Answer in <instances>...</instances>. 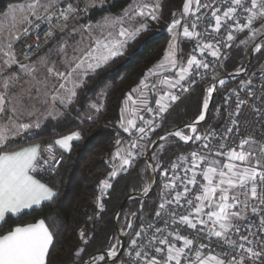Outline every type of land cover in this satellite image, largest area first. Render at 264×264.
Masks as SVG:
<instances>
[{
  "label": "snow or ice",
  "instance_id": "1",
  "mask_svg": "<svg viewBox=\"0 0 264 264\" xmlns=\"http://www.w3.org/2000/svg\"><path fill=\"white\" fill-rule=\"evenodd\" d=\"M94 6L95 0L86 3L82 10L78 3H73V0H27L22 6L13 7L0 17V224L7 223L10 216L15 217L25 210L40 208L43 202H55L59 193L37 179L35 173L45 170L55 172L63 157H57L54 146H58L63 151H71L73 141H79L82 137L80 131H73L46 146L35 144L15 151L5 150L10 147L13 138L33 136L35 130L41 128L45 119L62 116L63 113L56 105L67 108L74 103L78 89L85 86L88 77L95 75L97 70L108 65L114 58L123 55L129 42L149 29L146 22L148 17L153 21L159 19V0H155L153 4L138 0L137 3L129 5L121 15L104 17L103 24L81 25L80 28L88 31L90 42L85 43L84 37L81 36L79 44L83 46L74 48L73 51L76 54L72 56L68 55V43L64 40L57 47L49 48L35 61H31L30 56L33 50L40 49L42 42L25 45L30 51L20 54L23 60L17 59L15 45L26 38L30 32L35 31L39 41V31L43 30L41 25L44 24L47 26V31H44L45 42L52 40L56 37V29L63 31L68 28V21L78 19L81 11L86 13L90 7ZM208 7L209 5L202 4L201 0H184L181 19H176L173 13L174 18L168 25L167 30L172 35V39L165 49L163 58L149 68L139 84L126 95V106L121 109L120 127L129 133L135 130L139 133V137L132 140L127 148L120 147L122 143L120 139L115 141L117 147L111 156L113 170L109 173L110 178L115 177L118 171L125 170V166H131L136 157L143 155V146L139 141L143 140L149 131H153L154 126H157L154 119L145 120L139 116L141 109L154 113L155 116H161L170 107V102L179 99L174 91L176 88L179 87L186 92L189 89L184 85L187 83L190 86L195 83L191 80V76L196 75L203 79L211 74L215 83L207 88L203 101V109H208L209 98L215 91V84L223 85L225 80L218 79L215 75V63L203 58L206 52L212 58L219 59L221 44L231 46L236 39L234 33H243L245 30L248 31V35L240 43L245 47L254 44L253 50L256 52L264 50V0H230V6L223 11L222 15L219 14L220 9H213L211 15L215 25L210 27L214 32L219 33L222 26L226 25L228 33L223 40L215 42L205 40L203 34L196 31L202 18L196 13L200 12L201 8ZM238 9L241 14H246L244 23L240 22L237 15ZM189 14L195 16V20L192 21L191 27L184 24L181 33L178 31L181 20ZM138 18L145 22L137 24ZM61 20L64 22L62 25ZM96 28L100 30L99 35L92 34ZM77 31L79 29L73 27L68 34L71 35L72 32ZM257 37L261 38L262 43H254ZM192 39L196 40L193 50H198L202 58L198 59L196 55H191L185 65L183 60L177 59L179 43L182 40L191 41ZM53 55L60 59L53 60ZM168 69H178V71L174 76L169 77L164 74ZM201 69L205 71L201 72ZM160 76L163 78L158 81V85L166 86L165 89L147 83L150 79ZM251 83L249 79L242 83V86L248 88ZM149 88L158 94L155 109L148 106V97L143 91ZM161 91L163 94L159 95ZM138 92L140 93L138 99L133 101V95ZM248 94L254 95L250 88ZM103 95L104 93L101 92L98 98L102 99ZM233 95L237 96L236 115H239L240 107L245 101L239 99L238 92H233ZM41 107L44 108L43 113H41ZM88 107L89 111L99 113L103 104L94 102ZM253 109L264 121V112L256 109L254 105ZM34 116L36 118L31 119ZM230 116H232L231 113ZM26 117L29 118V122H24ZM87 119L92 120L93 116L88 115ZM137 119L141 120L144 126L137 127ZM204 119L205 113L202 111L197 117V123ZM231 123L239 132L237 119L233 118ZM186 127L191 133H197L196 123ZM231 132L233 127L227 129V133ZM227 133L224 134V139L227 138ZM259 135L264 136V132ZM171 136L185 142L193 139L207 141L209 137L215 138L217 133L212 130L204 135L192 136L176 130L160 139L166 140ZM203 147L208 148V144L205 143ZM219 147L224 149L225 144L220 143ZM162 148L163 145H161ZM239 148V151L233 148L227 152H217V155H223L230 161L223 164L216 159L209 160L208 156L194 151L190 154L192 167L188 168L186 166L188 157H178V161L185 164V176L181 178L173 175L164 188L175 190V181L186 180L184 190L177 191L171 200L166 198V194H162L156 218L168 216L170 220L164 221L163 229L155 228L145 243L138 242L136 237H141V231L136 232V237L132 238L125 251V255L131 258L130 264H264V238L260 235L264 233V142L248 136L240 141ZM134 149L138 151H133ZM152 158L155 159V154ZM201 163L207 165L202 171L203 180L207 183L200 185V193L189 199L192 190L187 185H199L196 169ZM179 166V163H176L172 164L171 168L175 172ZM156 167L159 165L157 164ZM188 172H191L190 177L187 175ZM99 187L103 194L111 185L108 179H105L101 181ZM147 191L146 187L145 192ZM241 195L243 199L240 198ZM182 199L187 204V214L177 216L175 211H168L172 204L179 206ZM253 200L258 203H251ZM99 206L103 207V205ZM249 209L251 215L259 218L258 224L249 220ZM49 219L55 223L54 218ZM246 220L248 223L245 227L248 229V235H239L241 222ZM170 224L179 227L175 231H169L163 238L157 235L167 231ZM140 227L147 235V229L153 228L154 225L142 222ZM184 227L193 230L195 235L191 238L181 235L180 229ZM128 228H133L130 221ZM253 228H258L259 232L253 231ZM233 233L239 235V240L232 239ZM79 235L83 241L84 231L81 230ZM170 236L174 237L175 241H182V245L177 246L175 242H170L168 239ZM201 236L206 237L209 242L216 238L229 250L219 254H213L209 250V254L204 255L209 245L199 243ZM249 236L255 239H249ZM156 243L164 247H156ZM53 246L54 232L50 230L45 219L35 223L16 224L11 227V230L0 234V264H48L50 249ZM118 246L117 240V243L112 244L107 251V256H116ZM146 249H152L162 258L152 255ZM83 251V248L76 251L77 258ZM104 260L105 255H99L90 258L84 264H97V261ZM75 264H79L78 259Z\"/></svg>",
  "mask_w": 264,
  "mask_h": 264
},
{
  "label": "trees",
  "instance_id": "2",
  "mask_svg": "<svg viewBox=\"0 0 264 264\" xmlns=\"http://www.w3.org/2000/svg\"><path fill=\"white\" fill-rule=\"evenodd\" d=\"M25 0H0V13L10 5ZM131 0H111L100 7H94L89 15L94 19L107 12L119 13ZM184 0H161L159 19L149 20V29L129 42L123 55L114 58L108 65L97 70L87 78V83L78 89L77 99L62 110L63 115L55 119H46L33 136H26L22 141L11 144L5 150L25 143H38L41 146L52 143L54 139L73 131L81 132V139L73 141L71 151L60 152L63 157L55 173L38 172L35 175L53 187L59 195L54 203L43 202L40 208L25 210L18 216L9 217L7 223L0 224L3 234L16 224L33 223L45 219L54 232V246L50 249L48 264H79L94 253L106 251L117 238V229L124 232L131 217L133 228H129L126 240L138 230L141 223L149 221L157 211L164 185L171 165L175 159L189 154L197 140L185 143L177 138H169L157 155L160 166L156 171L155 187L143 199L127 200L116 212L122 201L130 194L140 193L151 181L144 155L135 159L134 165L118 171L115 177H109V161L116 151L117 139L123 142L122 130L118 123L126 95L135 88L145 72L157 64L163 57L170 41L168 25L182 14ZM242 33L236 34L235 41L223 59V69L230 72L245 64L247 47L238 44ZM237 43V44H236ZM262 43V41H261ZM189 48L188 41H181ZM264 72V50L257 52L252 60L248 75L257 77ZM242 78V77H241ZM230 84L225 83L216 89L214 100L206 118L196 126L195 135H204L216 129L223 121V106L226 91ZM104 93L99 99L98 94ZM205 82H200L181 100L172 104L163 115L157 128L143 142V153L149 143L161 133L173 127L191 123L202 110ZM102 103L99 113L89 111V104ZM92 115L93 119H87ZM159 143V142H158ZM157 143V144H158ZM156 147V146H155ZM167 173L165 174V171ZM108 179L111 187L104 191L100 205L95 203L98 186ZM140 204V206H139ZM49 218H54L55 223ZM85 233L84 240L80 231ZM84 251L80 257L75 255L78 249ZM123 254L116 261H99L97 264H122Z\"/></svg>",
  "mask_w": 264,
  "mask_h": 264
},
{
  "label": "built area",
  "instance_id": "3",
  "mask_svg": "<svg viewBox=\"0 0 264 264\" xmlns=\"http://www.w3.org/2000/svg\"><path fill=\"white\" fill-rule=\"evenodd\" d=\"M201 3L205 4V5H209V7L208 8H201L200 12L196 13V15H199L202 17L200 22L198 23L196 31L203 34V37L205 40H211L213 42H215L217 40H223L228 34L227 30H226V25L222 26V29L219 33L214 32L213 28L210 27V25H213V26L215 25V20H214V18H212L211 13H212L213 9L218 8L221 10V12L219 14L222 15L223 11L226 10L227 7L230 6V0H215V2H214V0H201ZM237 15L240 19V22L244 23L245 22L244 17L246 14H241L240 10L238 9ZM181 16H182V14H181ZM181 16L178 19H181ZM193 20H195V16H193L191 14L184 17L181 20V28L183 27L184 24H187L189 27H191V23ZM53 23L55 24L56 21L54 20ZM63 23L64 22L61 20L60 24L62 25ZM28 27H31V26H28ZM41 27L43 30L39 31V37H40L39 41H37L36 32L33 31V32H30L26 38L21 39L15 45V51L17 52V59L23 60V56L20 54L22 52L30 51L28 48L25 47V45H28V44L35 45L38 42H42L41 47H40V49H41V48H43V46H45L50 41V40H48L45 42L44 31H47V26L42 24ZM57 30L58 29H56V32H57ZM236 34L237 33H234L235 36H236ZM188 42H189L188 58L191 55H196L198 59L202 58L201 54L198 50H196V51L193 50L195 48V45H196V40L192 39L191 41H188ZM230 47L231 46H225V45L221 44V46H220L221 56L219 59L212 58L207 52L204 54L203 58H206L209 61H212L215 63L216 67H215L214 71H215V75L217 76V78L218 79H224L225 83H229L230 86L226 91V99H225V103L223 106V112H224L223 121L216 129H214L217 133V136L215 138L209 137L207 141H204V140L197 141L194 144L191 152L189 154L183 155L185 157H188V161H187V165H186L188 168L192 167L190 154L194 151L199 152L200 155L208 156L209 160H211V159L217 160V159H221V158H226L223 155H217V152H227L228 150L233 149V148H235L237 151H239L240 150V148H239L240 141L242 139L248 137V136H253L256 140L264 142V136L259 135V133L264 132V121L261 120V116H258L256 111H254V109H253V105H254L256 109H260V110H262V112H264V93H262V88H264V72H262L257 77H249L247 75V73L239 74L243 70V68H240V67L236 68L233 71L225 72L223 69L222 63H223V59H224L226 53L228 52V50L230 49ZM40 49L33 50L30 58L33 57L35 54H37ZM200 71L204 72L205 70L201 69ZM228 73H236V75L229 77L227 75ZM241 77H243V79H241ZM249 79H251V81H252L251 85H249L248 88L243 87L242 83L247 82ZM191 80L195 81V83H192L190 86L187 83L184 85L185 87H188V89H189L188 91H186V92L182 91L179 87L174 90L175 94L178 95L179 99H177L174 102H170V106L172 104L176 103L177 101L181 100L182 98H184L192 90V88L194 86H196L198 83L205 82V92L210 85L215 83V81H213V79H212L211 74L206 75L203 79H201L199 76L193 75V76H191ZM216 86L219 87L222 85L216 83ZM159 88L165 89L163 87H159ZM249 88L254 93V95L248 94ZM233 92H238L239 93V99L245 101V103L243 105H241V107H240V114L239 115H236L237 96L233 95ZM162 94H163V92L161 91L159 93V95H162ZM205 97H206V94L204 95L203 100L205 99ZM154 98H155V100L158 98L157 92H155ZM149 106L154 108V109L157 107L156 104H154V105L151 104ZM230 113L232 114V116H230ZM164 114L165 113H163L161 116H155L154 113H150L149 118H147L148 114L145 112V113L141 114L140 116H142L145 120L154 119L155 125L158 126L160 124ZM233 118L237 119V121H238L239 132H237L235 130L236 126H233L231 123ZM140 126H144V125H143L141 120H138L137 127H140ZM157 126H154V130L157 128ZM229 127H233V132L227 133V129ZM153 131H149L147 133V135L145 136V138L143 140H140L139 143L142 144L143 142H145L149 138L150 134ZM225 133H227L226 139L223 138ZM122 134H123V142H124L123 148L129 147L130 142L139 137V133H137L135 130H132L131 133L122 131ZM165 136H167V135H165ZM165 136H163V137H165ZM161 141L162 140L160 139V141L156 145V147L161 143ZM151 142L149 143V145L151 144ZM205 143L208 144V148L203 147V145ZM220 143L225 144L224 149H220V147H219ZM48 144H52V143H47L46 145H48ZM46 145H44V146H46ZM149 145H148V147H149ZM54 147L56 148V146H54ZM155 148L153 149V151L150 154H146V151H145L143 153V155H144L145 162L147 161V162L151 163L155 167V169L157 170L158 167H156V165L158 164L160 166V162L157 161V158L155 159V162H152L153 154H155V151H154ZM209 149H211V152H209ZM133 151H138V149H134ZM160 152H161V150L158 152V154ZM44 155L46 156L47 154H44ZM56 155H57V157L61 156V153L58 151L57 148H56ZM135 159L133 160L131 166H125V170L131 168L134 165ZM116 163L118 164V161ZM176 163H179L180 166L175 170V172L171 169V171L167 175L165 184L169 183L171 181V178L173 175H178L181 178H183L185 176V170H184L185 164H184V162L178 161V158H177L174 161V164H176ZM108 164L110 167V171H112L113 170L112 159H110ZM58 166L56 167V170H57ZM205 167H207V165H204L203 163H201L200 167H198L196 169L197 180L199 181V185H190V184L187 185L188 188L192 190L191 195L188 197L189 199L193 198L194 196H196L197 194L200 193V185L207 183L206 181L203 180V177H202V171H203V168H205ZM147 168H148V166H147ZM41 172L55 173V172L46 171V170L41 171ZM187 175L190 177L191 172H188ZM186 183H187L186 180H184L183 182H181L180 180L175 181V185H176L175 190H169V189L164 190V194H166V198L171 200V199H173V197L175 196V193L177 191L183 192L184 186ZM99 186H100V184H99ZM99 186H98L97 197L95 199V203L98 206L100 205L101 199L105 196L104 192H103V194L101 193ZM144 191H145V189L142 192H144ZM98 198H99V201H98ZM240 198L243 199L244 197L241 195ZM251 203H258V201L253 200V201H251ZM139 206H140V204H139ZM168 211L169 212L175 211L177 216L185 215V214H187V211H188L187 204L185 203L184 199H182L179 206L176 204H172L168 208ZM206 211H207V209H206ZM135 213L136 212H133L131 214V216L129 217L130 222H132L131 217ZM165 220H170V218L168 216H163V217L157 219L156 218V212H155V214L152 216V218L149 221L145 222V224L152 223L154 225L153 228L147 229V235H145L143 230L141 229V227H139L137 231H141V237H136V232H137L136 231L130 237L128 242L126 240V245H125V248L123 251L122 264H130L131 258L125 255V251L128 249L129 243L132 240V238L136 237L138 242L145 243L147 241L148 237L152 235L155 228H162L163 229L165 227V225H164ZM249 220L253 221L256 224L259 223V218L251 215L250 209H249ZM247 223H248L247 220L241 222V232L239 235H248V229H247V227H245V225ZM178 227H179L178 225H171L170 224L167 231L159 233L157 235L160 236L161 238H163L164 236H167V233L169 231H175ZM252 230L255 232H259L258 228H253ZM128 231H129V228H128V224H127L126 233ZM180 234L189 236L191 238L192 236L195 235V232L193 230L188 229L187 227H184V228L180 229ZM239 235L233 233L232 239L239 240ZM260 235H261V238H264V233H262ZM168 239L170 242H175L177 244V246L182 245V241H175L174 237L170 236V237H168ZM249 239H255V238L249 236ZM116 243L117 242H114L113 244H116ZM199 243H204V244L209 245V249H205L204 255H208L209 250H211V252L213 254H219L221 252H225V251L229 250L224 246V244L221 241H218L216 238H213L211 240V242H209L206 237L201 236L199 239ZM245 243H247V242H245ZM155 246L156 247H164L162 245H159L158 243H156ZM110 247L105 251L106 253L110 249ZM146 250L149 251L152 255H158L152 249H146ZM158 258H162V257H160L158 255Z\"/></svg>",
  "mask_w": 264,
  "mask_h": 264
},
{
  "label": "rangeland",
  "instance_id": "4",
  "mask_svg": "<svg viewBox=\"0 0 264 264\" xmlns=\"http://www.w3.org/2000/svg\"><path fill=\"white\" fill-rule=\"evenodd\" d=\"M107 1L108 0H102V2H101V0H95V6L94 7H100V6H102V5H104V4H106L107 3ZM109 1H111V0H109ZM27 2V0H25V1H23V2H20V3H17V4H12V5H10L4 12H1L0 13V17H2V15L5 13V12H7V11H9L11 8H13V7H20V6H22L23 4H25ZM90 2V0H73V3H78L79 4V8L82 10L83 8H84V6H85V4L86 3H89ZM138 2V0H131L129 3H128V5L125 7V8H123L119 13H114V12H107V13H104L103 15H100V16H98V17H96L95 19L92 17V16H90L89 15V13H90V11L94 8V7H90L89 8V10L85 13V12H83V11H81L80 13H79V18L78 19H72L71 21H68V28H73V27H76L77 29H79V31H78V33L76 34V36L75 35H64V36H62V37H60V41L58 42V43H55V44H53V46L52 47H48L46 50H44V52H42L41 53V55L40 56H42V55H44L48 50H49V48H55V47H57L62 41H64V40H66L67 41V43H68V48H67V53H68V55L69 56H72V55H74V54H76V53H74V48H76V47H82L83 45H80L79 44V42L81 41V36H83L84 37V41H85V43H88V42H90L89 41V33H88V31L86 30V29H82V28H80V26L81 25H87V24H92V25H97L98 23L99 24H103V18L104 17H106V16H109V17H114V16H119V15H121L123 12H124V10L125 9H127L128 7H129V5H132V4H134V3H137ZM144 2H146V3H149V4H153V3H155V0H144ZM161 2V0H159V3ZM158 16H159V12H158ZM181 16V15H180ZM179 16V17H180ZM178 17V18H179ZM177 18V19H178ZM149 20H151V18L150 17H148L147 19H146V22H147V24H148V21ZM140 22H145V21H141V20H139V18H138V20H137V24L138 23H140ZM170 24V23H169ZM257 27L259 26L258 24L256 25ZM83 31L85 32H87L86 34H84L83 33ZM178 31L179 32H181L182 33V28L180 27L179 29H178ZM93 35H99L100 34V30H99V28H96V29H94L93 30V33H92ZM248 35V31L247 30H245L242 34H241V36L239 37V39H238V41H237V43L238 44H241L240 43V41L241 40H243V39H245V37ZM258 38H260V37H257V39ZM172 39V35L170 34V40ZM257 39H256V41H257ZM183 41V40H182ZM255 41V42H256ZM261 41L262 40H260L258 43H261ZM254 42V43H255ZM236 43V44H237ZM242 46H245V45H243V44H241ZM253 46H254V44H249L248 46H247V56H248V53L250 52V50L253 48ZM168 47V46H167ZM257 52L256 51H254V55L256 54ZM188 54H189V48H186V47H184V45L183 44H181V41H180V43H179V50H178V52H177V59L178 60H183V62L185 61V59L187 58V56H188ZM253 55V56H254ZM163 58V57H162ZM52 59L53 60H58V59H60L59 57H57L56 55H53V57H52ZM246 62V61H245ZM244 65L245 64H243L240 68H243L244 67ZM251 65V64H250ZM176 70L177 69H168L164 74L165 75H167V76H169V77H172V76H174V74L176 73ZM249 71V70H248ZM248 71L246 72L247 73V75H248ZM249 77H254L255 75L254 74H251V75H248ZM163 77L162 76H160V77H157L156 79H155V81H153V80H151V81H149L150 82V85H158V81L160 80V79H162ZM241 79H243V77L241 78ZM240 79V80H241ZM163 87V88H165L166 86H164V85H158V87ZM220 87V86H219ZM218 88V87H217ZM206 94V92H204V95ZM204 97V96H203ZM135 100V99H134ZM204 101V100H203ZM202 105H203V103H202ZM121 121V120H120ZM120 121H119V123L118 124H120ZM181 131H183V133L185 134V135H189V133H190V129L189 128H187V127H183V128H181L180 129ZM171 137H173V138H177V139H179L178 137H175V136H171ZM171 137H168L166 140H162L161 141V143L155 148V159L157 158V155H158V152L161 150V145H163V147L165 146V144H166V142H168V140H169V138H171ZM58 151L59 152H61L60 151V149H58ZM155 159H153L152 158V162H155ZM221 161V163L223 164V163H227V162H230V161H228V159L227 160H225V162L224 161H222V160H220ZM236 163H239V162H236ZM148 169V168H147ZM148 171H149V169H148ZM150 173V172H149ZM149 185H150V183H149ZM145 188H146V186H145ZM147 188H148V186H147ZM117 240H118V237L116 238V240L114 241V242H117ZM97 262H99V261H97Z\"/></svg>",
  "mask_w": 264,
  "mask_h": 264
},
{
  "label": "water",
  "instance_id": "5",
  "mask_svg": "<svg viewBox=\"0 0 264 264\" xmlns=\"http://www.w3.org/2000/svg\"><path fill=\"white\" fill-rule=\"evenodd\" d=\"M261 40V38H258L257 39V41L255 42V43H258L259 41ZM254 47V46H253ZM253 55H254V50H253V48L250 50V52L248 53V56H247V59H246V62H245V65H244V67H243V70H242V72H240L239 74H245L248 70H249V68H250V64H251V60H252V58H253ZM229 77H231V76H234V75H236V73H228L227 74ZM216 89H217V86H216V84H215V91H214V93L212 94V96L209 98V106H208V109L207 110H204L203 109V105H202V110H201V112L202 111H204V113H205V118H206V116H207V113H208V111H209V108H210V106H211V104H212V102H213V100H214V97H215V94H216ZM201 112H200V114H201ZM199 114V115H200ZM198 115V116H199ZM204 121V120H203ZM203 121H199L198 123H197V118L195 119V120H193L191 123H187V124H183V125H181V126H177V127H173V128H171V129H168L167 131H165V132H163V133H161L160 135H158L157 137H155L154 139H153V141L151 142V144L149 145V147L147 148V150H146V154H150L152 151H153V149L155 148V146L157 145V143L160 141V137H163V136H165V135H167L168 133H170V132H175L176 130H179V129H181V128H183V127H186V125H190V124H193V123H196V126L198 125V124H200L201 122H203ZM194 134L195 133H191V131H190V133H189V135H192V136H194ZM25 138V136L24 137H21V139L23 140ZM192 141V140H191ZM191 141H188V142H185V143H189V142H191ZM146 165L148 166V168H149V172H150V177H151V181H150V185L148 186V191L147 192H140V193H135V194H130L128 197H126L123 201H122V203L120 204V206H119V208H118V210H117V212H116V215H115V218H116V216H117V214H118V212H119V210L121 209V207H122V205L127 201V200H129V199H132V198H140V199H143L150 191H152L153 190V188L155 187V184H156V179H157V175H156V169H155V167L151 164V163H149V162H147L146 161ZM155 169V170H154ZM126 230L124 231V232H122L121 230H119V229H117V237H118V241H119V246H118V251H117V255L116 256H114V257H108L107 256V253L104 251V252H98V253H94V254H92L91 256H89V257H87L83 262H82V264H84V262L85 261H89L90 260V258H92V257H97V256H99V255H105V260L104 261H116L119 257H121V255L123 254V251H124V248H125V245H126Z\"/></svg>",
  "mask_w": 264,
  "mask_h": 264
},
{
  "label": "crops",
  "instance_id": "6",
  "mask_svg": "<svg viewBox=\"0 0 264 264\" xmlns=\"http://www.w3.org/2000/svg\"><path fill=\"white\" fill-rule=\"evenodd\" d=\"M70 21H71V20H70ZM71 30H72V28H66V29H64L63 31H60V30L58 29L57 32H56V37H55L54 39L50 40L45 46H43V48H41L37 54H35L33 57L30 58V60H31V61H35V60L37 59V57L40 56L42 52H44V50H46L48 47H52L53 44L58 43V42L60 41V37H62V36H64V35H69L68 33H70ZM77 33H78V31H77V32H72L71 35H75V36H76ZM83 33L86 34L87 32H86V31H85V32L83 31ZM87 34H88V33H87ZM69 36H70V35H69ZM187 59H188V56H187V58H186L185 61H184V64H185V65H186V61H187ZM58 66H59V65H58ZM61 70H63V68H61ZM177 71H178V69L176 70V72H177ZM174 75H175V74H174ZM151 80L155 81V79H150L149 81H151ZM149 81H148L147 83L150 85V82H149ZM160 87H161V86H160ZM143 91H144L145 95L148 97V106L151 105V104L154 105V104H155V98H154V94H155V92L152 91L150 88H149V89H144ZM139 95H140L139 92L136 93V94H134L133 97H132V100H133V101H136V100L138 99ZM134 99H135V100H134ZM125 106H126V101L124 100V103H123V105H122V108L125 107ZM129 106H131V102H129ZM56 107H57L61 112H62V110L64 109V107H62V106L59 105V104H57ZM43 112H44V108L41 107V113H43ZM145 112H146V111H144V110L141 109V110L139 111V116H140L141 114L145 113ZM146 113L148 114V115H147V118H149L150 113H148V112H146ZM37 115H40V113H37ZM35 118H36V117L34 116V117H32L31 119H35ZM48 118H51V117H48ZM48 118H47V119H48ZM45 120H46V119H45ZM45 120H44V121H45ZM120 120H121V119H120ZM138 120H139V119H137V123H138ZM24 122H29V118L26 117L25 120H24ZM118 127H119V129H121L122 131H124L123 128L120 127V124H118ZM70 133H71V132H70ZM70 133H68V134H70ZM68 134H65V135H68ZM63 136H64V135H63ZM60 137H62V136H60ZM60 137H58V138H56V139H59ZM56 139H54L53 142H54ZM19 141H22L21 137H15V138H13V141H12L11 144L17 143V142H19ZM53 142H52V143H53ZM35 144H38V143H25V144L18 145V146L14 147V148L8 149L7 151H15V150H18L19 148L26 147V146H29V145H35ZM120 147H121V148L124 147V142L121 143ZM56 148L59 149L58 146H56ZM60 151H61V152H64V151L61 150V149H60ZM217 160H219V161L222 160V161L225 162V160H227V157H226V158L217 159ZM36 178L39 179V180H41V179L38 178L37 176H36ZM41 182H42V183H45V182L42 181V180H41ZM33 223H35V222H33Z\"/></svg>",
  "mask_w": 264,
  "mask_h": 264
}]
</instances>
